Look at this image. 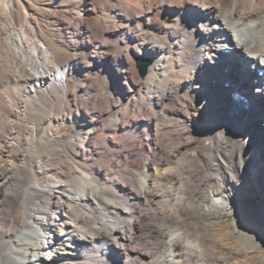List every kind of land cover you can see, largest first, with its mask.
Instances as JSON below:
<instances>
[{
    "label": "bare ground",
    "instance_id": "bare-ground-1",
    "mask_svg": "<svg viewBox=\"0 0 264 264\" xmlns=\"http://www.w3.org/2000/svg\"><path fill=\"white\" fill-rule=\"evenodd\" d=\"M75 2L83 10L59 18L50 11L54 5L44 13L23 0H0V264H194L196 246H204L200 231L183 226L191 209L211 217L205 239L238 253L235 264H264V0ZM100 20L110 31L94 45L90 39L99 34L93 26ZM42 23L77 38L81 53L60 58ZM64 46L72 49L69 42ZM138 59L150 62L144 78ZM82 63L89 65L91 78H84L90 86L83 93L93 111L81 126L111 132L99 122L100 105L117 100L112 92L96 93L101 77L129 99L137 89L150 111L129 125L118 122L123 133L117 136L133 147L145 135L151 159L129 149L138 164L92 174L76 162V140L65 146L62 162L54 158L64 146L58 127L70 116L45 118L55 113L57 92L81 81ZM230 82L257 113L245 120L233 115L236 102L224 85ZM113 104L120 112L121 105ZM184 136L194 141L185 143ZM22 140L30 142L27 149ZM101 148L95 139L83 146L84 155ZM128 151L113 153L126 161ZM187 179L219 185L208 206L202 197L194 206L191 196L198 192ZM251 183L262 192L252 194ZM19 211L25 225L18 223ZM41 237L42 244L33 245ZM200 257L195 264H210Z\"/></svg>",
    "mask_w": 264,
    "mask_h": 264
},
{
    "label": "rangeland",
    "instance_id": "rangeland-1",
    "mask_svg": "<svg viewBox=\"0 0 264 264\" xmlns=\"http://www.w3.org/2000/svg\"><path fill=\"white\" fill-rule=\"evenodd\" d=\"M23 1H24V3L31 5V7L36 12H44L45 13L46 11H48L47 6L54 5L52 3H47L46 4L47 6H43L42 8H40L37 5L38 0H23ZM105 3H106V0H104V7H105ZM54 6H55L54 9L50 10L52 12V16L59 17V18H68L69 14L72 10H76V9L78 10V8H79V10H83L82 7L77 6V3L75 2V0H66L63 3V6H61V5H59V6L54 5ZM83 15H84V19H89L91 17L92 13L89 9L85 8V10L83 11ZM98 22L99 23L97 25H94L93 28L95 29V31L100 36L98 35L97 38L90 39V43L94 44V45H95L94 42H98L104 36V34H107L110 31V27L107 26V24L105 22H103L101 20ZM42 25L47 30V38L49 39L50 43L55 47V50H56V52L60 58L67 57L69 53H77V54L81 53V48H80V45L77 43L78 42L77 38H74L73 36L68 37V35L63 33L62 28H60L58 26L53 27V26L46 25L45 23H42ZM56 31H57V33H55ZM82 33H83L82 30H80L79 34H78V37L80 40H82L81 39L82 35H84ZM87 41H89V40H87ZM66 42H69L72 45L71 50L65 49L64 43H66ZM229 51H231L234 54L236 53V51L233 49L229 50ZM236 56H238V55H236ZM137 61H136V63H137ZM88 66H89L88 63H82L81 64V68H82L81 81L74 80V81H72L70 88L66 89L64 92L63 91L57 92V94H56L57 102H56L55 113H53L50 116H47L45 118L46 123H49L51 120V117H54V116L56 118H58V117L61 118L65 115H67V116H70V118H71V119L66 118V120L61 124V126L58 127V130L60 131V133L62 135H64V140L62 141L64 143V146H63V148H58V151L55 154L54 158H57L58 162H62V157L64 156V152H65V146H69V143L71 141L76 140L79 145H78V150H74V152L76 155H78L80 157V158L76 159V162H79L83 166H85V165L89 166L92 170V174H96L98 171H103L104 174L107 173V171L109 172L110 170L114 171L116 169L115 165L116 166L122 165V166L132 168V166L135 163L138 164L139 162L137 160V157L133 156V154L130 151H128L129 149H133L136 151H140V149H141L142 152H145L144 155H146V157L148 156V158L151 159L152 157H151V155H149V145H148V141H147L145 135L139 134L141 141H139V142L135 141L132 144L133 147L126 145L121 140L122 138H118V136H117V135H119V133H123V132H117L116 124L118 122L119 123L124 122V124L129 125L133 119L134 120H136V119H140V120L142 119L143 120L145 118L144 116L147 115V113L150 111L149 107L144 106L143 101H141L139 94L137 92V89L134 90L135 91L134 94H132V96L129 99V97L127 98V96H125L123 94L121 89H117V88L112 87L106 76L101 77L100 78L101 86L96 88V93H98L100 96H103L105 93L109 94L110 92H112L113 96L115 95L114 99L117 100L115 103V102H112L111 99H106L100 105V109L102 110V113L104 115L99 118V122L102 124H105V126H107V127H110L111 132H109V133L104 132V131L96 129L95 127L86 131L87 127L81 126V124L84 122V120H86V114L91 113V110L93 111V108L91 106L87 105L88 104V96L84 95V93H83V88L87 87L88 85L90 86L89 83L91 81V79L89 81V79L84 78V77H88V76H89L88 78H91V76L87 72ZM112 69L116 70L117 68L113 67ZM58 74L63 75L60 71H58ZM224 85H225V88L228 90L227 92L229 93V95L233 96V93H236L241 97V98H238L239 102L235 101L233 99L236 102L235 105L237 108H238V106H240V107H243L246 109L248 108L247 110L250 111L252 114L255 112L257 113L256 108H254L253 106H246L245 104H241V103H244V99L242 98L240 93L235 91V85L232 82L225 83ZM139 93H140V95H143L141 93V91H139ZM93 94H94V92L92 93V95ZM251 94H252V92H250V95ZM111 103L112 104L114 103L113 104L114 106H116L119 103L121 105V108H122L121 110H119L120 112L115 113L114 112L115 108L112 106ZM244 106H246V107H244ZM101 110H99V111H101ZM233 115H235V114H233ZM216 116L218 118H220V114H217ZM197 138H198V136H197ZM95 139H98L99 142H101V146H105V149H102L103 148L102 147L101 149H99L98 153H97V151L95 152L94 150L89 151V152H87L88 150L87 151L85 150V155H84L83 146L85 148L89 147V144L92 143L93 140L95 141ZM124 139L128 140V138H124ZM113 140H114V142H113ZM183 140L185 143H191L194 141L193 138H190L188 136H184ZM117 142L120 145L115 146L114 144ZM29 146H30L29 141L22 140V148L27 149ZM252 147L254 149V155L258 156L259 151H260L258 149V146L255 145V143H253ZM114 149L125 150V151H128L129 153H131V154H129V153L126 154V156L128 157V160L125 161V160L119 158L118 156L114 155V153H113ZM102 152H103V154H102ZM21 156H22V153L19 152L17 154V157L19 158ZM84 157H85V159H84ZM109 160H111L112 162ZM113 161H115V163H113ZM69 164H70V167H72V169L76 168V165L74 164L73 161L70 160ZM247 178H248V180L251 179L250 177H247ZM187 181H188V185L194 186V190L193 189L192 190L194 192L195 191L198 192L197 195L193 194L192 195L193 197L191 196V199L193 200V204L196 208L201 203L197 199L202 197L203 203L208 206L210 204L211 198L213 196L212 192L216 189H219V185L216 184L212 180H208V181L204 182L203 184H201L199 182H194V183L190 182L189 179H187ZM222 186L225 187L224 184H222ZM259 188H260L259 186H254L251 183V185L248 189L251 191L252 194H256L257 192H260V193L262 192L261 188L260 189ZM198 196H200V197H198ZM45 202L51 203L52 200L48 199ZM39 211H40V213L41 212L44 213L43 208H40ZM25 216L26 215L24 214L23 211H19L17 213L18 223L20 225L26 224L27 219ZM43 216L46 217V214L44 213ZM185 221L186 222L183 223V226H184V228L188 229L189 233H197L200 231V233L202 235L201 245L204 246V249L202 251H200L198 246H196V248H197L196 252H194L192 254V259H191L192 263L195 264L198 259H201L200 254H202V256L205 259H207L208 263H210V264H216V263H218V264H235L238 262V253L231 251L230 248H227V247H221L220 245L216 246L215 243L207 241L205 239V235L206 236L209 235L207 228H209L211 230L212 229L211 224L214 223V221L211 219V217L203 215L199 211H194L191 209L187 213ZM42 239L43 238L41 237L40 241H34L33 245H35L37 243H39L41 245L43 242ZM154 241H155V244L156 243L158 244V241H156L154 239L151 241V244L153 246L155 245ZM33 245H30L28 247L32 248ZM150 245H149V247H150ZM142 246L144 247V245H142ZM26 247L27 246L25 245L24 248H26ZM35 249H36V252H38L40 250V247H36ZM144 249H145V247H144ZM151 250L153 251V249H151ZM151 250H149V251H151ZM68 264H103V263L99 260L98 262H96V261H86L85 263H79V262L71 263L70 262Z\"/></svg>",
    "mask_w": 264,
    "mask_h": 264
},
{
    "label": "water",
    "instance_id": "water-1",
    "mask_svg": "<svg viewBox=\"0 0 264 264\" xmlns=\"http://www.w3.org/2000/svg\"><path fill=\"white\" fill-rule=\"evenodd\" d=\"M149 66H150V62L148 60L139 59L137 61V68L142 78H144L147 75Z\"/></svg>",
    "mask_w": 264,
    "mask_h": 264
},
{
    "label": "snow or ice",
    "instance_id": "snow-or-ice-1",
    "mask_svg": "<svg viewBox=\"0 0 264 264\" xmlns=\"http://www.w3.org/2000/svg\"><path fill=\"white\" fill-rule=\"evenodd\" d=\"M176 2H177V3H180V2H182V0H176Z\"/></svg>",
    "mask_w": 264,
    "mask_h": 264
}]
</instances>
